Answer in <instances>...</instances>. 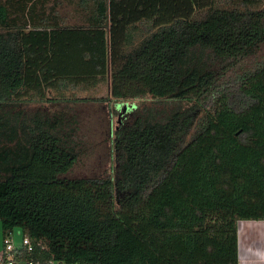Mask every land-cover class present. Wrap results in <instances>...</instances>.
I'll return each mask as SVG.
<instances>
[{
	"label": "trees",
	"instance_id": "1",
	"mask_svg": "<svg viewBox=\"0 0 264 264\" xmlns=\"http://www.w3.org/2000/svg\"><path fill=\"white\" fill-rule=\"evenodd\" d=\"M50 2L0 0L3 236L62 264H239L238 223L264 221V62L220 79L261 53L264 0ZM102 83L115 165L72 178L79 121L20 108Z\"/></svg>",
	"mask_w": 264,
	"mask_h": 264
},
{
	"label": "rangeland",
	"instance_id": "2",
	"mask_svg": "<svg viewBox=\"0 0 264 264\" xmlns=\"http://www.w3.org/2000/svg\"><path fill=\"white\" fill-rule=\"evenodd\" d=\"M54 4L51 0L50 5ZM57 13L61 16L64 23L74 24L77 18H81L82 13L78 6L73 2L62 1L57 7ZM78 22V20L76 21ZM141 36H138V41ZM264 62V47L261 53L255 57L245 60L224 74L220 79V88L233 85L240 73L256 67ZM108 85L102 83L95 88L76 87L62 89L61 91H47L45 98L31 96V101L25 102L20 109L29 112L43 110L47 114L53 115L60 111L67 114L69 118L74 117L79 121L78 140L81 141V153L78 163L68 174L72 178H104L111 173L115 165L114 155L111 154V143H109L113 129L118 125V118L121 109L113 112L111 104L99 101L100 98H108ZM74 99V100H73ZM86 99L87 101H83ZM59 101L60 103L56 102ZM77 102L76 104L73 103ZM137 104L140 100H134ZM16 238L22 232L14 230ZM3 232L0 226V251L3 245Z\"/></svg>",
	"mask_w": 264,
	"mask_h": 264
},
{
	"label": "built area",
	"instance_id": "3",
	"mask_svg": "<svg viewBox=\"0 0 264 264\" xmlns=\"http://www.w3.org/2000/svg\"><path fill=\"white\" fill-rule=\"evenodd\" d=\"M14 232L4 236L0 264H62L44 257L48 253L44 244L32 240L22 232L16 238Z\"/></svg>",
	"mask_w": 264,
	"mask_h": 264
},
{
	"label": "crops",
	"instance_id": "4",
	"mask_svg": "<svg viewBox=\"0 0 264 264\" xmlns=\"http://www.w3.org/2000/svg\"><path fill=\"white\" fill-rule=\"evenodd\" d=\"M239 264H264V221L238 223Z\"/></svg>",
	"mask_w": 264,
	"mask_h": 264
}]
</instances>
